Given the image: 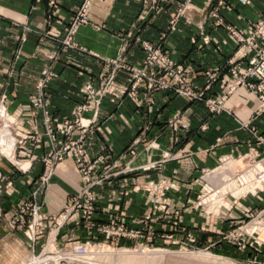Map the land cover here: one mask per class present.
Returning a JSON list of instances; mask_svg holds the SVG:
<instances>
[{
    "label": "crops",
    "instance_id": "0c3cea01",
    "mask_svg": "<svg viewBox=\"0 0 264 264\" xmlns=\"http://www.w3.org/2000/svg\"><path fill=\"white\" fill-rule=\"evenodd\" d=\"M82 2L0 0V106L19 138L14 161L0 157V264H21L42 242L41 236L30 244L24 240L19 253L22 233L7 221L24 202L39 208L41 232L55 231L56 245L88 239L115 217L138 229L149 215L143 227L157 237L170 228L151 207L152 186L166 188L163 202L172 210L189 202L202 171L225 159L264 156V106L257 94L235 87L218 110L205 105L226 91L232 68L241 73L245 67L231 31L244 35L263 19L264 0H164L154 10L140 0H90L86 23L71 36L74 49L68 48L61 41ZM140 42L181 69L199 100L169 89L148 91L145 82L130 90L128 70L141 69L145 57ZM43 70L51 77L39 89ZM104 83L97 108L86 101L81 115L90 122L83 134L84 161L100 158L97 174L112 173L92 189L95 228H74L73 215L55 230L53 220L79 191L80 180L66 159L45 187L39 184L52 150L46 129L72 121L83 90ZM81 134L76 130L69 139ZM182 221L190 228L201 225L192 212Z\"/></svg>",
    "mask_w": 264,
    "mask_h": 264
},
{
    "label": "rangeland",
    "instance_id": "374dc122",
    "mask_svg": "<svg viewBox=\"0 0 264 264\" xmlns=\"http://www.w3.org/2000/svg\"><path fill=\"white\" fill-rule=\"evenodd\" d=\"M0 115H3L13 125V118L1 106ZM0 125H2V120H0ZM17 134L16 132V141L19 139ZM16 150L15 143L14 154ZM0 157L10 162L14 161L4 156ZM66 159L69 158L64 160ZM22 164L20 163L19 166L25 169L21 166ZM57 164H52L45 182L42 183L39 180L41 186L45 187L49 183L52 171ZM225 170L229 173L226 174ZM76 171L81 189L82 176L77 168ZM229 174L233 177H229ZM248 175H253L254 180L250 183L255 185L254 190L238 196L234 195L232 189L244 188ZM164 190L166 188L161 187L159 190L161 194L151 195L150 204L152 207L156 202L158 207L156 210L163 214L165 220H168L169 232L155 237L145 228L139 227L140 237L107 239L95 231V235L88 239L67 240L62 245H56V232L52 230L49 234H43L41 221V228L34 227L32 231L40 232L33 237V241L37 236H41L42 242L38 243L33 254L28 252L21 264H31L35 259H57L61 256H66L65 264H80L81 260L89 264H264V156L250 155L237 159H225L216 168L202 171L196 178L194 194L184 206L172 210L167 209L163 202ZM79 191L74 195H77ZM30 205L35 204L24 202L19 208V210L22 209L19 214L20 225L17 229L22 233L20 254L23 253L24 240L28 244L33 242L27 239L28 236L31 237L30 232L27 231L31 219V211L28 207ZM186 212L198 214L201 222L197 223L201 225L195 228L183 225L182 219ZM37 213L40 216L39 211ZM71 214V216L75 215V213ZM61 215L62 211L53 220L55 230L71 217L62 221L59 218ZM72 226L81 227L75 224ZM89 249H94L95 254L88 255ZM78 256L79 258L86 257L79 259ZM67 257H72V259L68 260Z\"/></svg>",
    "mask_w": 264,
    "mask_h": 264
},
{
    "label": "built area",
    "instance_id": "2783aa9c",
    "mask_svg": "<svg viewBox=\"0 0 264 264\" xmlns=\"http://www.w3.org/2000/svg\"><path fill=\"white\" fill-rule=\"evenodd\" d=\"M89 1L90 0H83L78 12L70 22L68 28L65 29V37L61 41L64 46L74 49L71 36L78 26L86 23L85 12L87 10ZM140 1L147 10H154L157 9V5H159V3L163 2L164 0ZM48 2L52 4L53 0H48ZM231 33L238 44L235 51L237 60H243L245 62V67L241 73H239L236 68H232L230 72L231 81L230 84L225 88V94L223 93L219 95L214 100L205 101V105L211 112L216 111L221 107V103L225 96L232 92L235 87L241 86L257 94L261 105L264 106V18L251 24L250 30L244 35L237 34L233 31H231ZM202 42L206 43L207 40L203 38ZM140 43L145 57L142 62L141 69L128 70V83L130 90H135L140 83L145 82L146 89L148 91L156 89H169L183 97L199 100L198 96H196L188 87L185 76L181 69L173 68L171 62L159 50L152 48L144 42ZM41 75L43 76V79L38 84L39 89L44 88L45 83L51 77V74L46 70H43ZM106 83L101 84L95 91L91 90L90 88L83 90L84 102L74 108V118L72 121H65L59 125H56L53 129H46V134L49 138L50 144L52 145V150L48 155V161L46 162L47 171L43 174L40 180L42 183L45 182L53 163H60L64 161L65 158H69L74 162L78 172L81 173L83 180L82 186L79 193L70 197L68 199V203L63 205L61 209L62 215L59 218L62 221H66V218L72 215L71 213H75V215L78 216V219H76L74 224L86 229L95 228L92 220L94 206L91 190L94 187L100 186L104 180L111 176V174L106 172L97 174V165L99 162H101L100 158L90 163L84 161L82 150V143L84 139L83 134L89 132L90 122H84L81 118V115L87 112L86 101L91 103L94 108H97L100 99L105 93ZM34 105H36V103H34ZM76 130H81L82 134L79 136V138L75 140L69 139V136H71ZM56 135H60L67 139L62 141L57 140ZM20 139H25V137ZM152 187L153 191L161 194V192H159L160 188H157V186ZM34 195L35 192L32 194V197ZM28 207L31 211V219L27 226V231L30 232L31 237L28 236L27 239L33 241V237L38 235L40 232L35 233L32 231V228H41L42 220L41 217L37 215L39 210L37 206L30 205ZM152 208L153 210L158 208L156 202H154ZM159 208L161 210L163 209V207ZM20 212H22V209L19 210L18 213L20 214ZM19 214L17 217H12L7 221V225L10 228H19ZM149 219V216H145L140 220L139 223L142 225L141 228H144L143 224L148 222ZM96 231L107 239L112 237H140L139 229L135 231L127 229L126 224L118 217H115L112 222L105 227H96Z\"/></svg>",
    "mask_w": 264,
    "mask_h": 264
},
{
    "label": "bare ground",
    "instance_id": "6f19581e",
    "mask_svg": "<svg viewBox=\"0 0 264 264\" xmlns=\"http://www.w3.org/2000/svg\"><path fill=\"white\" fill-rule=\"evenodd\" d=\"M0 120H2V125H0V156H4V157H7V158L13 160L14 150H15V143H16V140H15L16 132L13 130V127L11 125L12 123L8 119H5V117L3 115H0ZM257 170H259V169H257ZM225 172H226V174L229 173L228 170H225ZM228 176L229 177H233L230 174ZM246 178H247V180H246L247 184H246V186L244 188H242L241 190L232 189V191H234V195L236 194V196H238L240 194H243V193L245 194L246 192H250V191L254 190V188H255L254 186L255 185L253 186V185H251L252 183H250V182H252V180H254V179H252L253 175H248V177H246ZM228 187H230V189H231V185H229ZM228 187H227V189H228ZM87 253H88V255H91V254L94 255L95 251H94V249H89V251ZM88 255H86V256H88ZM65 257L66 256H61V257H59L57 259H55V258H47V259H44V260L35 259L31 264H39V263H44V264H65V261H66ZM85 257L81 256L80 258L85 259ZM67 258H68V260L70 258L72 259V257H70V258L67 257ZM77 258H79V256ZM75 260H78V259H75ZM80 264H89V263L85 262L84 260L83 261L81 260Z\"/></svg>",
    "mask_w": 264,
    "mask_h": 264
}]
</instances>
